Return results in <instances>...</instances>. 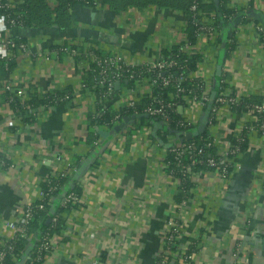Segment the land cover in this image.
Segmentation results:
<instances>
[{
    "label": "crops",
    "instance_id": "0c3cea01",
    "mask_svg": "<svg viewBox=\"0 0 264 264\" xmlns=\"http://www.w3.org/2000/svg\"><path fill=\"white\" fill-rule=\"evenodd\" d=\"M225 1L237 13L229 28L212 39L216 42L202 44L206 60L195 74L207 81L209 97L222 93L264 104V52L256 31L263 26L259 19L264 18V0ZM71 18V27L63 32L54 27L12 32L29 44V51L15 59L9 77L13 87L38 94L70 88L73 94L66 103L40 108L36 121L25 124L3 103L0 80V151L12 164L0 171V232L36 198L42 181L88 151V117L95 111V100L91 92L79 89V82L88 75L83 76L77 59L59 54L56 48L83 42L149 61L181 42L185 24L181 13L155 7L115 15L107 6L78 5L71 10ZM125 89V84L115 87V102L125 96ZM140 98L146 100V93ZM209 112L207 105L190 115L191 138L208 132ZM218 115L209 132L223 147L253 123L248 113L225 107ZM134 122L125 124L122 119L115 124L112 130L123 127L103 141L98 169L89 170L81 163V209L69 226L66 223L64 236L42 264H92L95 259H100L98 264H153L157 258L166 223L174 215L178 189L177 180L163 169L165 150L174 138L168 136L163 145L149 135L151 129H135ZM129 128L134 132L127 143ZM239 160V168L227 180L211 170L198 171L193 177L181 239L183 245L192 238L198 241L192 264H264V137L260 133L248 136Z\"/></svg>",
    "mask_w": 264,
    "mask_h": 264
},
{
    "label": "built area",
    "instance_id": "2783aa9c",
    "mask_svg": "<svg viewBox=\"0 0 264 264\" xmlns=\"http://www.w3.org/2000/svg\"><path fill=\"white\" fill-rule=\"evenodd\" d=\"M22 5V0H0V60L5 62L29 51L27 42L16 41L14 39L16 37H12L11 34L13 30L25 27L26 15ZM195 9L196 5L194 4L190 10L195 11ZM193 23L196 26L197 38V43L194 47L185 45L178 49L176 55L166 56L161 53L157 58L149 61H136L118 50L83 42L61 44L59 45L60 49H57V51L64 52V54L78 60L83 76H91V87H87L84 79H81L79 89L91 92V95H93L95 100L93 103L95 106L94 115H100V111H102L100 106H108L109 104H112L117 109V114L113 118L116 123H118L117 121L124 113L123 118L125 116L139 115L137 113L138 101L141 99L140 94L145 92L147 103L142 114L160 119V124L165 127L170 124L172 117H177L176 128L182 131L183 136L180 138L175 135H169L173 136L174 140L169 142L165 150L166 161L163 166L167 175L177 180V193L182 183L187 181L192 183L193 177L198 171L211 170L217 173L222 180H227L230 173L234 169L239 168V159L242 153L240 146L247 142L248 136L258 132L264 137V104H247L244 105V109L251 116L252 125L245 126L243 130H239L233 143L229 144L228 147L218 144L217 139L212 135L213 133L209 131H212L219 119V109L225 107L231 110L241 104V98L221 93L213 100L209 112L207 119L208 135L201 137L199 142L196 143L187 139L186 136L190 132L191 123H193L189 118L190 115L194 112L203 111L208 105L210 97L207 92V81L203 77H197L196 74H194L196 77L194 75H185L186 61L180 64L178 59L180 54L185 52L191 53L195 50L194 52L203 53L202 44L212 40L217 34L212 20L209 21L207 18L202 17L201 21H193ZM256 31L261 49L264 52V29L258 26ZM185 40L186 36L182 32L181 42ZM181 42L172 46H178ZM170 47L163 49L162 52ZM205 57L206 55H203V61L206 60ZM191 81H193L192 85L187 87V82ZM221 82L223 84L225 80L223 79ZM116 83L119 86L121 84L126 85L125 96L116 101L120 106H116L118 104L114 101ZM2 90L3 93L9 95L7 103L14 101V99L24 101L29 96V88H14L11 83H3ZM56 97L52 93V98L56 99ZM64 99L69 98L65 96ZM43 108L45 110L50 109L47 106ZM127 111H130L131 114L127 115ZM95 130L98 135L100 132L109 133L112 131L109 124H104V126ZM148 133L150 135L151 130ZM99 136L100 139L94 141L93 145H99L104 141L101 135ZM121 149L118 150L121 151ZM118 150L113 149L114 152ZM167 157L171 158V164L174 166L173 170H169L170 162L167 161ZM11 166L12 164L7 159V155L0 151V171H7ZM73 172H75V168L72 162L66 161L58 175L62 178ZM48 178L42 181L48 185L46 191H43L39 184L36 198L30 200L14 218L5 223L4 231L0 232V264H3L6 258H10L13 261L17 260L16 244L19 241L27 239V249H29V254L26 253L22 256L21 264H42L61 241V236L48 232L37 240L35 247L31 246L30 239H28V228L33 223L35 214L44 209L45 200L49 199L52 192L57 189L56 186H49L51 181ZM191 192L192 188L189 191L190 195ZM189 201L190 199L175 203L174 215L166 223L162 248L153 264H192L193 258L198 251L187 254V249L191 243L181 244L182 234L186 225L183 211L186 210ZM67 204L75 206V208L70 209L66 217V223L69 226L71 219L81 209L82 197L77 196L74 192L63 195L61 207L66 208ZM56 222L57 216L51 218V228H54ZM193 240L198 242L197 239ZM19 253L20 251L17 254ZM98 261L95 259L92 264H98Z\"/></svg>",
    "mask_w": 264,
    "mask_h": 264
},
{
    "label": "trees",
    "instance_id": "16d2710c",
    "mask_svg": "<svg viewBox=\"0 0 264 264\" xmlns=\"http://www.w3.org/2000/svg\"><path fill=\"white\" fill-rule=\"evenodd\" d=\"M22 1V9L26 15L24 28L48 30L54 27L59 29L61 32L66 31L71 27V10H73V8L78 5L86 6L92 9L107 6L109 10L115 15H121L122 13H125L127 10L131 9L143 11L151 7L174 10L181 13L185 18L183 32L186 36V40L181 42L178 46H172L169 49L164 50L162 53L166 56L176 55L178 49L180 47H184L185 45L188 47H194L196 45V26L194 25L193 21H201L202 17L207 18L209 21L212 20L214 29L217 32L216 38L214 37V39H217V37H220V34H223V32L229 28L233 17L237 13L233 8H230L227 5L225 0H218V6H216L214 0H54V6H51L49 0ZM194 4L196 5V9L195 11H191V6ZM244 18H246V16ZM259 20L261 21L259 23L263 25L259 27H263L264 29V18L260 17ZM12 37L14 36L12 35ZM14 39L23 43L26 42V40L22 38ZM212 41L213 43L216 42V40ZM65 44L66 43H64V45ZM56 49H60V47H57ZM194 51L191 53L185 52L179 56L178 62H180V64H182L183 61H186L184 69L185 75H194L198 69V66L203 61V53ZM58 52L59 54L64 53L61 51ZM15 59L7 62L0 60V80L3 81V83H10L9 77L16 66ZM84 79L87 87H91V76L88 75ZM192 82L193 81L187 82L186 86L190 87ZM52 93L57 96L56 99L52 98ZM72 94L73 93H71L70 88L54 90L53 92L47 94H38L34 90L32 92L31 89H29V96L27 100L21 101L20 99H14V101L7 103L9 101V95L3 93L2 101L8 106V109L12 111L13 115L19 117L20 120L25 124H28L36 121L35 119L39 115L40 108L46 106L53 108L62 103H66L69 99H64V97L67 96L70 98ZM146 103L147 100L138 101L137 113L139 115L143 113ZM255 103L260 102L256 99L243 98L241 99V104L238 107H233L232 110L236 112H245L246 109H244V105ZM100 108L102 109V111H100V115L92 114L88 117L90 127V133L86 140L88 151L83 156L73 157L71 162L75 168V172L62 178L58 174L48 178V180L51 181L49 186H56L57 189L52 192V194L49 196V199L45 200L44 209L42 211H38L35 214L34 221L28 228V239L30 238V235H33V238L30 239V244L32 247H35L37 240L40 239L46 232L61 237L65 233L67 228L66 217L68 216L70 209L75 208V206L67 204L68 206L66 208L61 207L62 196L67 195L70 192H74L79 197L82 195V187L80 185V177L78 175L79 168H81V163H86V166L89 168V170L98 169L100 167L101 156L99 155V151L103 145V142H101L99 145H93L94 141L100 139V136L95 129L104 126V124H109L110 128L112 129L115 124H117L113 121L117 111L113 108L112 104H109L108 106L102 105ZM44 109L45 108H43V110ZM126 114L130 115L131 112L127 111ZM123 116L117 121L118 124L122 121ZM177 120V117H172L170 124L165 127L160 124V119L153 117H149L148 119L142 118L135 120L134 124L136 125L134 127L135 129L143 126L150 128V136L154 139H159V142L164 145L166 144V138L169 135H175L182 138V131L176 128ZM189 130L191 131V128ZM133 132L134 130H130L129 128V131L127 132L128 135H126L127 143H129L130 136L132 137ZM207 135L208 132L206 131L202 134L195 135L189 140H192L196 143L199 142L201 137H206ZM245 146L246 142L240 146L241 150H244ZM167 161L170 162L169 170H173L174 166L171 164V158L167 157ZM39 187L43 191H46L48 185H46L45 182H41ZM191 188L192 183L190 181L182 183L178 193L174 198V201L178 203L182 200H189L191 198V195L189 194ZM54 216H57V222L54 228H51V218ZM189 242L191 244L187 249V254L191 252L194 253L199 250L198 242H195L193 239H190ZM27 244V239L19 241L16 244L17 253L20 251L19 254L16 253L17 260L13 261L10 258H6L3 264H21L22 256L29 251V249H27Z\"/></svg>",
    "mask_w": 264,
    "mask_h": 264
},
{
    "label": "water",
    "instance_id": "95a60500",
    "mask_svg": "<svg viewBox=\"0 0 264 264\" xmlns=\"http://www.w3.org/2000/svg\"><path fill=\"white\" fill-rule=\"evenodd\" d=\"M214 3L217 5L218 4V0H214ZM220 71V69H218ZM219 71L217 72V75H219ZM119 84L116 83L115 84V87L118 88ZM215 97V93H212L211 94V101L208 103V109H211V105H212V102H213V99ZM148 119L149 116L146 115V114H141V115H131V116H125L123 118V122L125 124H127L129 121H135V120H138V119ZM123 127V124H120L119 126L115 127L111 132H100L99 135H101V137L105 140L106 138L108 137H111L113 136L115 133H119L120 130L122 129ZM199 132L201 133L202 132V126L199 127ZM187 139H190L191 138V133H188L187 134Z\"/></svg>",
    "mask_w": 264,
    "mask_h": 264
},
{
    "label": "rangeland",
    "instance_id": "374dc122",
    "mask_svg": "<svg viewBox=\"0 0 264 264\" xmlns=\"http://www.w3.org/2000/svg\"><path fill=\"white\" fill-rule=\"evenodd\" d=\"M54 0H49V3L51 4Z\"/></svg>",
    "mask_w": 264,
    "mask_h": 264
}]
</instances>
